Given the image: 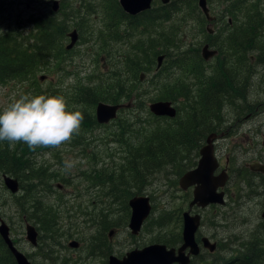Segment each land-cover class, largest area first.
Masks as SVG:
<instances>
[{
  "label": "trees",
  "instance_id": "16d2710c",
  "mask_svg": "<svg viewBox=\"0 0 264 264\" xmlns=\"http://www.w3.org/2000/svg\"><path fill=\"white\" fill-rule=\"evenodd\" d=\"M219 3L222 7L220 19L228 18L223 25L228 28L230 23L233 27L221 31L224 34L221 41H217L215 36H209L206 44L218 53L205 62L198 54L200 47L197 43L185 47L174 38L169 27H164L173 15L183 14L186 9L195 11L196 0H170L165 5L159 4L155 8L151 6L149 10L134 17L123 14L113 2H100L103 18L115 36L118 34L116 26L121 25L125 31L138 33L139 38L128 52L120 56L116 65L111 67L114 69L103 79L95 82L89 78L86 84L78 83L76 87H70L68 93L59 91L60 88L39 90L35 74L57 62V51L66 53L61 50L65 33L70 29L80 32L87 25L84 18L95 15L94 7L89 4L85 6V1L79 0L78 4L69 7L67 15L62 16L63 8L59 4L57 13L49 11L42 17L29 16V30L20 40L18 37L24 31L20 34L11 31L0 34V85L17 81L22 86H33L34 95L63 96L68 110L81 109L83 120L94 125V128L103 127L90 115L97 102L114 105L120 100H126L132 102L131 109L137 110L134 116L120 123L118 131L112 136L111 141L117 144V150L110 155L109 166L98 171L92 170L85 178L91 185L89 187L97 184L99 179L102 184H107L102 187L108 198V203L101 207L103 220L108 218L113 204L126 208L127 200L140 193L139 187L144 184L148 186L161 169L169 167L170 172L179 177L192 168L205 135L215 133L217 124L228 119L223 118L226 105L232 109L235 120L243 109L250 111V103H255L246 101L249 93L245 82H249L254 74V63L264 68V47L257 43L258 40L262 42L264 33V0H219ZM206 4L210 5V2L206 0ZM81 8L85 10L80 12ZM237 18L241 22L233 25ZM94 41L103 42V38L96 35ZM158 55H163V60L155 70V58ZM147 75L151 76L147 78ZM176 75L180 77L169 79ZM139 76H142L141 81ZM148 82L152 83L153 94L144 100L148 103L169 101L175 109L174 118L154 117L147 111L146 104L138 103L148 88ZM17 144L19 147L12 148L7 142H0V176L5 174L18 181L19 190L28 196L25 202L27 206L22 209L28 211L31 203L29 216H33L37 222L39 233L52 239L54 218L49 210L39 206V198L31 197L30 193L37 196L51 193L52 182L57 181L58 177L47 174L48 168L34 164L33 156H23L19 152L23 143ZM77 145L82 147L83 142L78 141ZM67 146L70 147L71 143ZM106 156L109 158V155ZM228 163L233 165L231 159H228ZM231 172L233 175L229 176L228 181L231 180L233 184L237 182L236 186L251 196L257 195V190L262 187L260 181L264 184L260 175V179H257L244 169ZM33 182L44 189H35L33 192L27 188L23 190V186H30ZM262 190L264 194V188ZM3 194L8 200L1 198ZM0 200L5 204L7 201H15V195L6 193L1 180ZM167 221L168 218H157L148 226L161 228ZM105 229L104 224L102 232ZM178 239L179 234H175L171 237H158L155 243L171 246L177 244ZM49 253L50 250L43 257ZM206 256L208 259L198 263L220 264L214 255ZM224 259L221 263L264 264V248L258 240L253 239L239 244L237 250ZM0 264H14L1 240Z\"/></svg>",
  "mask_w": 264,
  "mask_h": 264
},
{
  "label": "rangeland",
  "instance_id": "374dc122",
  "mask_svg": "<svg viewBox=\"0 0 264 264\" xmlns=\"http://www.w3.org/2000/svg\"><path fill=\"white\" fill-rule=\"evenodd\" d=\"M52 1L0 0V29H2V33L4 31H11L20 34L24 31L18 37L20 40L29 30L28 17H42L44 14L49 13ZM57 1L63 8L61 15H67L69 7L79 3V0ZM84 1L85 6L89 4L91 7H94L95 15L93 17L88 15L84 18L87 21V25L80 32L76 31L77 40L72 49L66 51V53L57 51V62L43 68L41 73L36 72L35 78L40 85L39 90L49 89L51 91L52 89L60 88L61 90L59 91L68 93L70 87H76L78 83L86 84L89 78H92L89 80L95 82L103 79V76L108 75L110 70L114 69L111 67L116 65L120 56L128 52L129 48L139 38L138 33L125 31L121 25L115 28L118 33L117 36L108 27L103 18V8L100 2H110V4L113 2L117 6V0ZM208 1L210 5H207V7L210 13L218 16L220 20L212 26L211 31H214L213 36L217 37L216 40L221 41L224 37L221 31L231 29L233 26L230 23L228 28L223 25L224 21L228 18L223 17V19H220L222 7L219 0ZM217 3L219 7H217ZM159 4V1L155 0L152 7L155 8ZM82 10L85 9L81 8L80 12ZM201 15L198 9H195V11L186 9L183 14L178 13L173 15L169 23L165 24L164 27H169L174 38L181 41L183 46L188 47L197 43L198 48H201L203 44L208 43L210 38L205 31L206 22L202 17L203 15ZM239 22H241V19L237 18V21L233 25ZM96 35H101L103 42L99 41L98 43L94 41ZM67 42L66 38L62 40V51H64V46ZM173 43L177 45L176 42ZM257 43L258 46L264 47V33L262 34V42L258 40ZM181 49L182 47L180 46L179 50ZM106 51L107 53H105ZM105 54H109V56ZM255 55L256 53L253 52V56ZM254 65V74L249 82H245L243 79L245 85L248 86L247 103H250V101L255 102L254 104L250 103L252 105L250 111L243 109L235 120L229 105H226L223 111V118H228L225 120L227 125L230 124L231 126L232 123L238 122L236 128L229 129L235 135H230V141L223 142L218 146L219 155L217 157L219 158V163L222 165L223 159L230 158L233 162L231 171L241 168L248 162L256 161L254 159L256 157L264 159V68L258 65V63H254ZM91 75L97 76L91 77ZM150 76L147 75V78ZM40 77H43V79L39 80ZM174 77H180V75L171 76L169 79ZM150 84L152 83H147L148 88L145 90L144 95L140 96L139 104L144 103L147 105L150 103L144 100L145 97H150L153 94ZM24 86L17 81H10L0 85V110L10 101L11 97H18L20 94L33 93L35 91L33 86ZM124 101L126 100H120L119 103L126 104L129 102ZM131 103L130 101V106ZM78 110L82 111L79 108ZM87 111L88 109H86ZM136 112L135 108L131 109L130 107L120 110L114 122L111 121V124L108 123L106 126L101 125L103 127L98 128H94V125H89L83 120L79 133L74 134L70 142H66L58 148L38 147L33 151L25 144L22 147L20 146L19 152L23 156H33L34 164L48 168L47 174L58 177L57 181L52 182L51 193L38 196L30 193L31 197L39 198V206L41 208L53 210L54 213L59 212L58 227H61L58 228L59 234L54 237V243H50L48 235H42V239L53 250V257L56 258L55 264H105L106 254L119 257L134 248L139 249L145 245L155 243L158 237H171L175 234H180V214L187 209L191 189L181 191L177 186L178 177L170 172L169 167H165L160 170L148 186L144 184L138 189L140 193L137 195L147 196L151 205V212L138 235L131 237L126 228L128 218L127 207L123 208L115 203L112 210L113 218L109 216L107 218L110 226L114 229L110 240L106 238L104 241V244L107 245V252L103 256L87 258L86 251L84 250L86 238L92 232L85 229L87 225L82 224L83 218L80 216V212L92 210L89 203L92 199V194H95L97 203L104 205L108 203V198L104 194L105 189L102 188L104 185L107 186V184H102V180L99 179L97 184L89 187L91 185L86 181V175H89L92 170L98 171L104 166H109L110 155L117 150V144L111 141L113 139L112 136L118 131L120 123L134 116ZM90 115L94 117V108L91 110ZM138 116H136V119ZM78 141L83 142L82 147L77 145ZM69 143H71L70 147L67 146ZM14 147H19V145L15 144ZM251 147L252 149L249 150ZM235 149L237 151H233ZM106 155H109V158ZM254 176L260 179L258 175ZM236 183L233 184L231 180L227 183L225 188V204L222 207L209 206L205 209L197 210L201 216V226L197 236H205L217 244V250L214 252L213 257H216V262H220V264H231L221 262L225 260L224 258H228L231 252L236 251L239 244L255 239L264 248V226L261 224L259 218V214L264 211V196L257 197L262 192V187H259L260 189L257 190V195L249 196V192L240 190L236 186ZM56 186H61V189H56ZM25 188L30 189L31 192L35 191V189H44L42 186H37L35 182L30 186H23V190ZM73 196L74 199H72ZM2 197L5 198V201L8 200L4 194ZM27 197V195L19 190L15 194V201L11 200L15 205L11 201H7L5 204L1 199L0 218L7 225L9 236L17 250L24 254L31 264H49L42 260L40 256L47 247L41 246L39 250L37 248L32 249L24 241L23 223L20 216L23 215L28 220L27 223L34 226L30 222L31 217L29 216L31 203H29L28 211L22 209L23 206L24 208L27 206L25 204ZM59 201L63 204L61 205ZM157 218H168V221L161 228L148 226V223ZM61 232L64 233L61 234ZM106 234L107 231H105V236L107 237ZM67 235L70 236L64 240ZM70 240L79 242L80 249L73 250L66 247L67 242ZM204 254V251H202L199 261L208 259ZM194 264L199 263L195 261Z\"/></svg>",
  "mask_w": 264,
  "mask_h": 264
},
{
  "label": "water",
  "instance_id": "95a60500",
  "mask_svg": "<svg viewBox=\"0 0 264 264\" xmlns=\"http://www.w3.org/2000/svg\"><path fill=\"white\" fill-rule=\"evenodd\" d=\"M155 0H117L118 5L123 13L129 16H136L144 11L150 9L152 2ZM160 5L169 3L170 0H158ZM196 6L200 14L203 15L207 22L205 31L211 34L213 17L209 13L206 0H196ZM59 3L56 0L51 2L49 11L57 13ZM68 40L64 46L65 51H69L74 46L77 40V33L72 29L66 33ZM215 49L209 48L207 44H203L199 50L200 58L203 61H209L217 55ZM163 55H158L155 58V70L158 69L162 63ZM40 77L39 80H42ZM141 76H139V80ZM130 107V101L126 104H106L97 102L94 106V119L98 125H106L113 121L118 111ZM147 111L154 117H164L172 119L175 116V109L169 101H153L147 104ZM215 135L210 134L205 139V143L198 150V158L195 166L184 172L177 181L178 188L181 191H186L191 188V197L187 203L186 211L181 212V228L180 240L181 244L176 248L167 249L164 245L150 244L140 249H132L125 252L120 258L113 255L107 257L106 264H189V260L198 255L199 248L194 240L195 232L197 231L201 222L199 213H191V210H202L210 205L223 206L224 194L221 191L227 182V174L224 170L214 174L218 169V162L213 155L211 141ZM250 173L260 175L264 180V163L249 162L245 164ZM1 182L9 194L15 195L19 191L18 181L8 175H1ZM128 218L127 229L131 236H136L141 228L142 223L151 212V205L149 199L144 195H135L127 200ZM261 224L264 226V211L259 214ZM24 241L30 246H36V231L28 224L24 223ZM0 240L5 246L6 250L12 257L14 264H31L28 258L17 250L13 244L7 225L0 218ZM200 245L202 249L208 253H213L215 245L210 243L207 238H200ZM69 247L74 248V243H69Z\"/></svg>",
  "mask_w": 264,
  "mask_h": 264
},
{
  "label": "clouds",
  "instance_id": "9594fccd",
  "mask_svg": "<svg viewBox=\"0 0 264 264\" xmlns=\"http://www.w3.org/2000/svg\"><path fill=\"white\" fill-rule=\"evenodd\" d=\"M82 121V112L69 111L63 96L20 94L0 110V142L23 143L33 151L58 148L79 133Z\"/></svg>",
  "mask_w": 264,
  "mask_h": 264
},
{
  "label": "flooded vegetation",
  "instance_id": "af4514ba",
  "mask_svg": "<svg viewBox=\"0 0 264 264\" xmlns=\"http://www.w3.org/2000/svg\"><path fill=\"white\" fill-rule=\"evenodd\" d=\"M57 1V0H56ZM58 2V1H57ZM155 2V1H154ZM154 2H152V4L151 5H153V3ZM117 7L120 9V7H119V5H118V2H117ZM151 8V7H150ZM149 10V9H148ZM120 11L122 12V10L120 9ZM123 13V12H122ZM123 14H125V13H123ZM126 15V14H125ZM210 15L213 17V21H212V25H214V24H216V23H218L219 22V19H218V17L215 15H212L211 13H210ZM126 16H129V15H126ZM129 17H134V16H129ZM72 30V29H71ZM68 32V31H67ZM66 32V33H67ZM66 33H65V38H66ZM214 31H212V33L210 34V36H213L214 34ZM67 39V38H66ZM254 108H255V106H254ZM254 108H253V110H254ZM237 123L238 122H234V123H232V125L230 126V124L229 125H227V122H220V123H218L217 124V129L215 130V133H207L206 135H205V137H204V140H203V143H202V145L205 143V139L207 138V136L208 135H210V134H213V135H215V138L211 141V145H212V151H213V155L215 156V158L217 159V162H218V169L214 172V174H217V173H219V172H221L222 170H224L225 171V173L227 174V176H228V178H227V182H226V184H225V186L223 187V188H221V191L223 192V194H224V199H225V197H226V192H225V188H226V186H227V183L229 182L228 180H229V176L232 174L233 175V173L230 171L231 170V168H230V164L228 163V159L229 158H225V159H223V163H222V165L219 163V158L217 157V155H219L218 154V146L220 145V144H222L223 142L224 143H226V142H228V141H230L229 139H230V135H235L233 132H230L229 131V129H234V128H236V125H237ZM222 128H225V129H222ZM201 145V146H202ZM263 145H264V142H263ZM252 149V147L249 149V150H251ZM233 151H237V149H235V150H233ZM246 151H248V149H246ZM254 159H256V161H251V162H259V163H264V159H262V158H260V157H256V158H254ZM196 163V162H195ZM195 166V165H194ZM193 166V167H194ZM192 167V168H193ZM243 167H245V164L243 165ZM240 168V169H244V170H246V172H248L249 174H251V175H257V174H254L253 172L252 173H250V171L249 170H247L246 169V167L245 168ZM192 168H190V169H192ZM189 169V170H190ZM240 169H238V170H240ZM188 171V170H187ZM186 172V171H185ZM181 176V175H180ZM179 176V177H180ZM178 177V178H179ZM178 178H177V181H178ZM260 181V180H259ZM259 184L262 186V189L264 188V184H262V182L260 181L259 182ZM178 186V185H177ZM56 189H58V190H60L61 189V186H56ZM188 189H191V188H188ZM187 189V190H188ZM186 190V191H187ZM93 193V192H92ZM91 194V193H90ZM264 196V194H263V190H262V192L261 193H259L258 195H257V197L259 198V197H261V196ZM135 196V195H134ZM249 196H250V193H249ZM190 197H191V195H190ZM91 200H90V205H91V208H92V210L91 211H86V212H80V216L83 218V220H82V224H86L87 225V227L85 228L86 230H88V231H91L92 233L91 234H89L88 235V237L86 238V244H85V251H86V254H87V258H92V257H96V256H103L106 252H107V245L106 244H104V241H105V239L107 238V240H110V238H111V234L113 233V231H114V229L110 226V222L109 221H107V218H105L104 220L102 219V211H101V207H102V203H97V201H96V196H95V194H92L91 195ZM72 199H74V196H73V198ZM59 200H60V198H59ZM190 200V199H189ZM60 202V204L62 205L63 203L61 202V201H59ZM189 202V201H188ZM126 206H127V202H126ZM210 206H213V205H210ZM209 207V206H208ZM221 207V206H220ZM57 208V207H56ZM207 208V207H206ZM128 209V208H127ZM205 209V208H204ZM194 210H196L195 208H193L192 210H191V213H198L197 212V210L196 211H194ZM50 212H51V215L53 216V218H54V221H53V226H52V230H53V235H52V239H50V243H54V237L55 236H57L59 233V229L58 228H60L61 226H59L58 227V223H59V221H58V213L59 212H57V213H54V211L53 210H49ZM186 211V210H185ZM107 214V213H106ZM112 215H113V212L111 211V213L108 215L110 218L112 217ZM181 215V214H180ZM149 216V215H148ZM113 218V217H112ZM20 219H21V222L23 223V228H24V223H27V219L23 216V215H21L20 216ZM147 219V218H146ZM145 219V220H146ZM145 220H144V222H145ZM180 220H181V217H180ZM30 222H32V224L34 225V226H32L31 224V226L34 228V230L36 231V233H37V235H36V246L35 247H31L32 249H35V248H37L38 250L41 248V246H43V247H47L46 248V250L43 252V253H41L40 254V256H41V258H42V260H44V261H46V262H48L49 264H55L56 263V258L55 257H53V254H52V252H53V250H51V248L49 247V244H46V242L42 239V235L43 234H41V233H39V230H38V225H37V222H35V220H34V218H33V216H31V221ZM144 222L142 223V225H141V228H140V230H139V232L141 231V229H142V226H143V224H144ZM29 224V223H28ZM104 224H105V226H106V229L104 230V232H102V227L104 226ZM200 226H201V222H200V224H199V227H198V229H197V231L195 232V236H194V240H195V242L197 243V246H198V248H199V252H198V255L196 256V257H194V258H191L190 260H189V264H194V262L195 261H197V262H199V260H198V257H200L201 256V253H202V251H204V255H214V252L217 250V244L215 243V242H212L209 238H207V237H205V236H197V234H198V230H199V228H200ZM126 228H127V226H126ZM128 230V229H127ZM105 231H107V237L105 236ZM138 232V233H139ZM64 232H61V234H63ZM128 233H129V231H128ZM129 235H130V233H129ZM138 235V234H137ZM136 235V236H137ZM70 235H67V237H65L64 238V240H66L68 237H69ZM131 236V235H130ZM131 237H134V236H131ZM202 237H205V238H207L208 239V241L210 242V243H214V245H215V248H214V252L213 253H208L206 250H204V249H202V247H201V245H200V238H202ZM74 243L75 244V246H74V248H72V247H69L68 246V244L69 243ZM151 244H159V243H151ZM181 244V240H180V234H179V239H178V242H177V244L175 243V244H173V245H171V246H168V245H164V244H159V245H164L167 249H170V248H173V249H176L179 245ZM148 245H150V244H148ZM145 246H147V245H145ZM66 247H68L69 249H73V250H76V249H80V244H79V242H77V241H75V240H70V241H68L67 242V244H66ZM94 247V248H93ZM99 247V248H98ZM144 247V246H143ZM142 248V247H141ZM88 249V250H87ZM134 249H137V248H134ZM140 249V248H139ZM50 250V253L48 254V256H44L43 257V255H45V253L47 252V251H49ZM93 250V251H92ZM130 251V250H129ZM128 252V251H127ZM109 255H112V254H106L105 256H106V259H105V264L107 263V257L109 256ZM123 255H124V253H123ZM114 256V255H113ZM122 255H120L119 257H117V258H120ZM116 257V256H115ZM30 262V261H29ZM61 264V263H60Z\"/></svg>",
  "mask_w": 264,
  "mask_h": 264
},
{
  "label": "bare ground",
  "instance_id": "6f19581e",
  "mask_svg": "<svg viewBox=\"0 0 264 264\" xmlns=\"http://www.w3.org/2000/svg\"><path fill=\"white\" fill-rule=\"evenodd\" d=\"M263 66V65H262ZM247 114V113H246ZM176 125V124H175ZM192 150V149H191ZM187 166V165H186ZM96 182V181H95ZM254 202V201H253ZM61 210V209H60ZM238 216V215H237ZM46 233V232H45ZM54 233V232H53ZM51 237V236H50ZM94 248V247H93ZM99 248V247H98ZM88 250V249H87ZM93 251V250H92ZM81 258V257H80Z\"/></svg>",
  "mask_w": 264,
  "mask_h": 264
}]
</instances>
